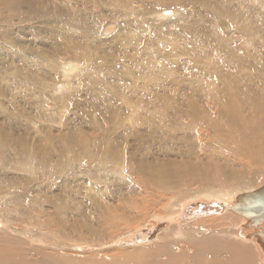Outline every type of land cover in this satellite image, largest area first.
I'll use <instances>...</instances> for the list:
<instances>
[{
	"label": "bare ground",
	"instance_id": "bare-ground-1",
	"mask_svg": "<svg viewBox=\"0 0 264 264\" xmlns=\"http://www.w3.org/2000/svg\"><path fill=\"white\" fill-rule=\"evenodd\" d=\"M263 184L264 0H0V264H264Z\"/></svg>",
	"mask_w": 264,
	"mask_h": 264
},
{
	"label": "water",
	"instance_id": "water-1",
	"mask_svg": "<svg viewBox=\"0 0 264 264\" xmlns=\"http://www.w3.org/2000/svg\"><path fill=\"white\" fill-rule=\"evenodd\" d=\"M242 203V206L240 205ZM230 210L248 219L250 224L264 223V184L251 193H242ZM257 241L264 248V227L256 233ZM264 256V253H263Z\"/></svg>",
	"mask_w": 264,
	"mask_h": 264
},
{
	"label": "rangeland",
	"instance_id": "rangeland-1",
	"mask_svg": "<svg viewBox=\"0 0 264 264\" xmlns=\"http://www.w3.org/2000/svg\"><path fill=\"white\" fill-rule=\"evenodd\" d=\"M156 211H158L157 209H155V213H156ZM163 215H164V213H163ZM138 222H140V220H138ZM166 229V228H165ZM165 229H163L162 231H164ZM175 242V240H173L172 238H171V240H170V244L172 245L173 243ZM177 250V249H176Z\"/></svg>",
	"mask_w": 264,
	"mask_h": 264
}]
</instances>
